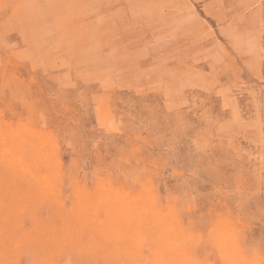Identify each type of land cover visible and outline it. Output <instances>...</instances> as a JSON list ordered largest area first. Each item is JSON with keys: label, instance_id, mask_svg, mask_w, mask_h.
<instances>
[{"label": "rangeland", "instance_id": "374dc122", "mask_svg": "<svg viewBox=\"0 0 264 264\" xmlns=\"http://www.w3.org/2000/svg\"><path fill=\"white\" fill-rule=\"evenodd\" d=\"M0 264H264V0H0Z\"/></svg>", "mask_w": 264, "mask_h": 264}, {"label": "bare ground", "instance_id": "6f19581e", "mask_svg": "<svg viewBox=\"0 0 264 264\" xmlns=\"http://www.w3.org/2000/svg\"><path fill=\"white\" fill-rule=\"evenodd\" d=\"M27 132V131H26ZM41 134V133H40ZM38 143H39V141H38ZM153 152V151H152ZM9 154V153H8ZM17 162H19V161H17ZM57 166H58V163H57ZM25 171V170H24ZM127 210V209H126ZM118 228V227H117ZM139 246V245H138ZM242 261V260H241Z\"/></svg>", "mask_w": 264, "mask_h": 264}]
</instances>
